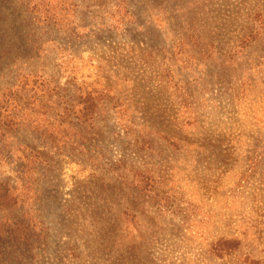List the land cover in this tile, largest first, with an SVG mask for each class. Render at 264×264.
Here are the masks:
<instances>
[{
    "label": "rangeland",
    "instance_id": "374dc122",
    "mask_svg": "<svg viewBox=\"0 0 264 264\" xmlns=\"http://www.w3.org/2000/svg\"><path fill=\"white\" fill-rule=\"evenodd\" d=\"M41 2L0 0V42L11 29L0 92L35 70L99 109L75 144L27 127L0 136L15 202L0 210V264L264 259V0ZM46 5L58 22L38 27L36 55L23 35ZM131 168L153 175L158 196L120 181ZM220 237L237 251L215 257Z\"/></svg>",
    "mask_w": 264,
    "mask_h": 264
},
{
    "label": "trees",
    "instance_id": "16d2710c",
    "mask_svg": "<svg viewBox=\"0 0 264 264\" xmlns=\"http://www.w3.org/2000/svg\"><path fill=\"white\" fill-rule=\"evenodd\" d=\"M21 2L27 1L31 4L32 0H20ZM44 2V0H40ZM41 2V3H42ZM40 6V5H39ZM34 7L38 9V5L34 3ZM46 8L43 9L44 14L38 10L31 14V20L35 24L29 22L28 29L23 35L26 49L30 52H35L36 55H40L44 49L41 41V37L44 35V28L49 26L55 27L58 22V17L55 13H49ZM42 22V23H41ZM43 25L44 28H38ZM1 28V27H0ZM11 29L5 27V35H1L0 42V57L2 54H7L5 46L7 48L9 41L6 40ZM28 44V45H27ZM9 50V49H8ZM5 57V56H3ZM30 57H28L29 59ZM30 61H33L31 56ZM22 74V73H21ZM16 77L15 82L10 86L5 87L0 92V136L4 137L8 133H12L21 127L30 128L32 132L41 131L51 138L54 136V132L60 136L61 143L71 142L74 143L75 139L71 137L70 132H76L78 126H95L96 124V112L99 109L97 95L94 97L92 93H68L69 90L63 87L56 88L55 85L45 77L44 74L37 71H26L22 75ZM54 96V97H53ZM29 108H32L31 112H27ZM45 112L52 113L47 115ZM52 117L58 118L57 126L50 120ZM80 130V129H79ZM89 130V129H88ZM86 131L85 129L81 130ZM152 134L154 129H150ZM164 140L169 145H180L182 142L175 137L163 135ZM75 144V143H74ZM144 148V146H143ZM34 152V151H33ZM32 159L37 155L30 153ZM35 155V156H34ZM31 159V160H32ZM36 161H30L27 156V165H34ZM39 162V161H37ZM46 163V161H43ZM48 164V162H47ZM34 171V167L32 168ZM129 174H119L120 181L126 182L136 193L142 194L148 198H154L158 196L156 193V187L151 173L144 172L137 168H131ZM8 184L0 183V210L8 207L15 206V202H11L9 198ZM156 200V199H155ZM158 201V200H157ZM3 225L1 226L2 229ZM1 234V233H0ZM240 245V241L237 238L220 237L213 246V255L218 258H222L223 255L233 253L237 251ZM249 264H264V259L261 261L253 260L249 257L246 258Z\"/></svg>",
    "mask_w": 264,
    "mask_h": 264
}]
</instances>
